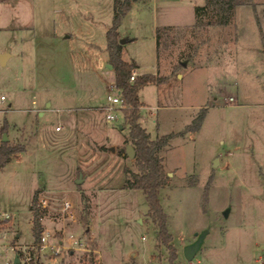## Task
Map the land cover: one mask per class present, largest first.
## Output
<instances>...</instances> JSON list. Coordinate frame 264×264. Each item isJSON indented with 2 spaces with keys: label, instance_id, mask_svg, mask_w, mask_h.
<instances>
[{
  "label": "rangeland",
  "instance_id": "1",
  "mask_svg": "<svg viewBox=\"0 0 264 264\" xmlns=\"http://www.w3.org/2000/svg\"><path fill=\"white\" fill-rule=\"evenodd\" d=\"M30 1L6 3L5 22L14 27L0 29V53L13 51L8 62L6 56L0 60V142L6 134L25 146L0 168V210L11 214L4 221L11 238L8 251L0 250V264H16V254L17 264H28L25 253L37 256L30 209L36 188L47 208L44 230L63 242L58 255L39 250L45 263L90 264L84 257L86 217L101 264H131L133 258L169 264L145 194L124 186L126 168L138 166L121 153L131 143L122 110L109 122L104 106H89L109 93L107 54L91 43L106 46L114 0ZM204 1L134 0L119 27L121 37L136 36L124 42L123 56L154 72V25L189 21L193 4ZM254 1L256 10L237 6L229 26H180L181 38L162 52L171 74L159 75L171 83L160 96L154 83L139 92L152 137L181 133L161 152L170 178L160 190L178 264H264V0ZM202 110L200 126L186 130ZM67 201L70 207L63 209ZM202 231L206 238L186 259L184 247Z\"/></svg>",
  "mask_w": 264,
  "mask_h": 264
},
{
  "label": "trees",
  "instance_id": "2",
  "mask_svg": "<svg viewBox=\"0 0 264 264\" xmlns=\"http://www.w3.org/2000/svg\"><path fill=\"white\" fill-rule=\"evenodd\" d=\"M133 1L114 0L112 22L106 31V50L109 55V62L114 71L115 84L123 102L120 109L123 113V119L129 127V140L136 150L134 159L138 166V170L136 171L126 168L130 176L126 178L124 186L138 188L143 191L148 203V213L157 229L158 241L164 243L167 247L169 264H178V248L173 243V235L167 225V213L160 199V190L169 183L170 178L166 171L164 157L161 152L169 144L170 140L181 133L171 131L152 137L150 131L141 121V107L144 103L140 99V89L149 83L158 85L165 83L169 80V76L159 75L153 72H143L136 74L135 78L131 79V75L138 68V64L134 60L128 61L124 59L123 43L120 42L121 34L119 27ZM242 4H250L255 10L257 9L254 0H205L203 4L195 6V23L189 26L199 30L212 25L229 26L234 23L236 7ZM181 28L180 26L174 25L157 26L156 41L158 58L161 57L164 50L170 48L181 38ZM182 63H179V65ZM203 117L204 112L202 110L194 120V123L187 125L186 130L198 128ZM23 150H25L24 145L14 144L8 139H2L0 142V168L9 162L14 153ZM121 153L128 155L122 151ZM39 193L40 189L36 188L30 206L32 211L33 243L35 247L33 251L37 254L36 258H33V264H52L42 261L38 254L44 230L42 218L47 213V208L41 206L39 202ZM83 219L85 224L84 233L87 236V243L89 245V250L85 252L84 257L90 264H101L98 259L97 241L91 234L86 217ZM69 254H73L71 249L69 250ZM55 264H65V262L61 260V262Z\"/></svg>",
  "mask_w": 264,
  "mask_h": 264
},
{
  "label": "crops",
  "instance_id": "3",
  "mask_svg": "<svg viewBox=\"0 0 264 264\" xmlns=\"http://www.w3.org/2000/svg\"><path fill=\"white\" fill-rule=\"evenodd\" d=\"M25 2H27V3H29L30 5H31V1L30 2H28V0H25ZM6 3H13V7H14V0H1V2H0V24H2L3 26H0V29H4V28H7V27H11V26H13L14 27V21L12 22V23H10V22H5V17H4V13H3V10H4V7H5V5H6ZM196 5H198L197 3L196 4H193V18L191 19V20H185V21H176V22H167V21H161L160 23H156L155 25H154V35H153V37H154V41H155V51H156V66H157V69L153 72V73H157V74H161V73H165V74H171V70H166V68L164 67V65H163V62H162V55H161V57L160 58H158V55H157V41H156V28H157V26H160V25H174V26H189V25H192V24H194L195 23V19H196V17H195V6ZM239 6V5H238ZM28 9L29 10H27V12H26V14H27V18H28V21L30 20V17L32 16L31 15V7L29 8L28 7ZM236 9H237V7H236ZM20 27H24L23 25L22 26H20ZM106 31H107V28H106ZM120 33H121V31H120ZM64 36L65 37H71V33H69V32H65V34H64ZM121 36H123V34L121 33ZM125 38H126V42H128V41H131V40H133V39H135L136 38V36H130V35H127V36H125ZM92 45H94L96 48H97V50H99L100 52H102V53H106L107 54V59H106V66H105V68H108L109 69V72H107L106 70H104L103 72H104V74L105 75H107V76H109V80L107 81V83L109 82V83H111V82H114L115 80H114V78H113V75H114V71H113V68H112V66L110 65V63H109V55H108V52H107V50H106V46H101V45H98L97 43H91ZM123 52H124V43H123ZM4 53H6L7 55H6V59H5V62L4 63H6V62H8V60H9V58L13 55V51H12V49L11 48H8V49H4L3 51H1V53H0V58H1V55L2 54H4ZM97 54V53H96ZM124 57V56H123ZM124 59H126V60H128V61H131V60H134L137 64H138V68H137V72H138V74L139 73H143V72H147V71H144L142 68H141V65L138 63V61L136 60V59H134V58H131V59H128V58H125L124 57ZM166 70V71H165ZM178 73V72H177ZM181 76V75H180ZM169 83H171V80L170 81H168V82H165V83H163V84H156L157 85V87H159L158 89H159V96H160V93H161V88L164 86V85H166V84H169ZM143 103H144V101H143ZM51 104V101L50 100H48L47 101V105H50ZM105 104H106V100L105 101H103L102 103H100V104H98V105H89V106H92V107H94V106H100V107H102V109H103V106H105ZM142 106H144V105H142ZM159 106H165V105H161V104H159ZM141 121L143 122V124L145 125V121H144V116H142L141 117ZM163 134H165V133H163ZM159 135V134H158ZM204 238H206V237H204ZM97 252H98V254H99V251H98V249H97ZM99 255H98V259H99ZM101 259V258H100ZM131 264H139V263H137V261L133 258V260H132V263ZM155 264H157L156 262H155Z\"/></svg>",
  "mask_w": 264,
  "mask_h": 264
},
{
  "label": "built area",
  "instance_id": "4",
  "mask_svg": "<svg viewBox=\"0 0 264 264\" xmlns=\"http://www.w3.org/2000/svg\"><path fill=\"white\" fill-rule=\"evenodd\" d=\"M136 74H137V71L134 70L131 75V79H134ZM108 86H109L108 87L109 93L107 94V100H106V104L104 108L106 112L107 121L114 122L118 120V114L116 113V110L118 108H121V106L123 105V102H122L121 96L119 94V91L116 87L115 82L109 83ZM112 91H115V93L113 94ZM1 98L4 99V95H2ZM230 99H234V97L231 96ZM57 128L59 129L61 128V126H57ZM42 202L48 205L45 199H43ZM69 207H70V203L68 201L65 202L63 209H68ZM10 217H11V214L0 210V250L3 249L4 251H8L7 245L9 244V240L11 238V234L9 230L4 225V221L8 220ZM73 217H74V214L69 213V218L73 219ZM49 235H50L49 230L47 229L43 230L42 242L40 244L39 250L44 251L47 248H50L53 251L54 255H58L61 252V248L63 247V242L62 240L52 241L49 239ZM73 243L81 244V245L84 244V242H80L79 238H74ZM23 256H24V259L28 262V264H31L30 262L33 259L32 254L25 253Z\"/></svg>",
  "mask_w": 264,
  "mask_h": 264
},
{
  "label": "water",
  "instance_id": "5",
  "mask_svg": "<svg viewBox=\"0 0 264 264\" xmlns=\"http://www.w3.org/2000/svg\"><path fill=\"white\" fill-rule=\"evenodd\" d=\"M120 42L121 43H124L126 42V38L125 37H121L120 38ZM3 55V54H2ZM1 55V62L4 61V57L7 55L6 53H4L3 57ZM5 62V61H4ZM8 139L7 135L4 134V140ZM123 150L126 151V153L130 156V157H134L135 154H136V150L134 148V146L131 144V143H128L126 145V147L123 148ZM83 181V178H82V175H80V177L76 180L77 183H81ZM229 211H230V208H226L224 210V214L225 216H228L229 214ZM206 235V232L205 231H202V232H196V240L193 241L192 243H189L187 244L185 247H184V255L186 257V259L188 260H192L194 258V256L196 255V252L199 250L202 242L204 241V237ZM14 263H20V258H19V255L16 254L15 258H14Z\"/></svg>",
  "mask_w": 264,
  "mask_h": 264
}]
</instances>
